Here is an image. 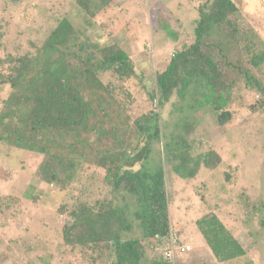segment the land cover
I'll return each mask as SVG.
<instances>
[{"label":"rangeland","instance_id":"1","mask_svg":"<svg viewBox=\"0 0 264 264\" xmlns=\"http://www.w3.org/2000/svg\"><path fill=\"white\" fill-rule=\"evenodd\" d=\"M76 1L0 0V59L35 56L64 17L101 46L119 44L135 64L138 77L122 83L110 73L100 76L111 91L107 100L112 126L134 140L135 120L152 110L159 113L163 137L153 143L151 168L164 162L165 137L171 133L186 136L193 156L214 150L222 159L215 170L202 165L192 179L181 178L165 164L170 238L180 244L170 247L177 251L171 263L264 264V113L257 107L264 94L256 85L248 86L238 69L224 67L223 74L232 85L226 109L232 117L225 125L219 124L209 107L201 113L191 112L189 101L182 102L177 94L164 108L149 96L156 89V74L167 68L176 52L192 44L198 10L206 0H114L94 19ZM234 2L239 12L233 21L242 39L238 44L226 43L225 54L264 88V64L259 68L250 65L252 55L264 50V0ZM165 25L178 33L177 42L167 36ZM10 93L9 86L0 91V114ZM90 147L96 156H86L77 180L69 190L61 191L34 178L42 161L40 154L0 141V264H101L106 259L98 252L66 246L62 238L74 206L110 197L105 172L94 165L103 144L92 135ZM211 215L241 243L242 257L223 263L214 257L197 226L198 220ZM130 219L134 232L129 237H139L138 225ZM187 246L191 251L178 253ZM166 247H149L142 264H152L154 255L165 260ZM91 255L97 258L95 263Z\"/></svg>","mask_w":264,"mask_h":264},{"label":"trees","instance_id":"2","mask_svg":"<svg viewBox=\"0 0 264 264\" xmlns=\"http://www.w3.org/2000/svg\"><path fill=\"white\" fill-rule=\"evenodd\" d=\"M76 2L94 19L114 0ZM238 12L234 0H206L200 6L192 44L176 52L167 68L156 74V89L149 94L152 102L164 108L177 94L182 102L189 101L191 112L201 113L209 107L219 124L225 125L232 117L226 110L232 85L223 74L224 67L238 69L248 86L256 85L264 94L262 85L233 65L223 48L242 39L233 21ZM163 29L172 41H178V33L169 25ZM263 64L264 50H259L252 55L250 65L259 68ZM109 73L122 83L138 77L135 64L119 44L101 46L64 17L35 56L0 59V91L7 86L11 89L0 114V141L40 154L42 161L34 178L66 191L77 180L86 156H96L90 140L97 136L103 149L94 165L105 172L110 197L73 207L62 232L64 244L106 255L101 264H142L149 247L160 250L180 245L170 238L165 164L181 178L192 179L202 165L215 170L222 159L214 150L193 156L186 136L171 133L165 137L164 162L151 168L153 143L163 137L160 115L152 110L138 117L134 140L112 126L107 100L111 91L100 80ZM257 107L264 113V99ZM131 217L138 225L139 237H129L134 232ZM197 226L218 262L245 254L216 215L201 218ZM91 257L95 263L97 258ZM151 263L172 264L155 255Z\"/></svg>","mask_w":264,"mask_h":264},{"label":"built area","instance_id":"3","mask_svg":"<svg viewBox=\"0 0 264 264\" xmlns=\"http://www.w3.org/2000/svg\"><path fill=\"white\" fill-rule=\"evenodd\" d=\"M171 246H174V245H171ZM170 246V247H171ZM191 251V247L187 246L185 248H182L180 250V252L178 253H185V252H189ZM177 255V251L175 249H172V248H169L168 250H166L165 252V259L168 261V262H173L175 260V257Z\"/></svg>","mask_w":264,"mask_h":264}]
</instances>
